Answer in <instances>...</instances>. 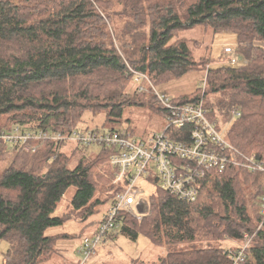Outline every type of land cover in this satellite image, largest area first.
I'll use <instances>...</instances> for the list:
<instances>
[{"label": "trees", "instance_id": "obj_1", "mask_svg": "<svg viewBox=\"0 0 264 264\" xmlns=\"http://www.w3.org/2000/svg\"><path fill=\"white\" fill-rule=\"evenodd\" d=\"M197 26L235 34L242 65L197 64L187 41L178 38ZM263 44L264 0H0V127L69 135L86 113L119 123L125 109L147 103L144 94L129 91L128 66L157 86L204 68L205 87L174 101L203 102L210 120L222 125L232 110L239 111L226 138L264 161ZM148 104L158 103L151 98ZM67 145L47 142L25 153L0 144V242L9 244L6 264H47L56 258L68 264L58 242L83 241L87 230L92 234L101 221L92 218L120 192L109 164L112 150L103 148L96 156L82 146L66 152ZM262 179L239 168L209 172L194 203L158 191L150 215L142 222L125 215L120 234L133 242L142 235L166 247V256L154 264H229L235 249L211 243L243 244L249 235L253 243L243 264H264ZM68 222L82 225V233L53 231Z\"/></svg>", "mask_w": 264, "mask_h": 264}, {"label": "built area", "instance_id": "obj_2", "mask_svg": "<svg viewBox=\"0 0 264 264\" xmlns=\"http://www.w3.org/2000/svg\"><path fill=\"white\" fill-rule=\"evenodd\" d=\"M225 54L233 55L234 51L226 48ZM239 62V56H233L230 65ZM133 80L138 93H151L158 107L164 111L167 126L163 132L138 139L124 128L107 131L80 126L71 134L63 135L21 125L0 127V144L10 149H21L25 153H35L47 142H75L87 149L100 147L113 151L109 164L115 172L114 185L120 188V192L102 215L96 231L83 238L77 250L82 261L75 264H85L100 245L117 238L125 215L138 221L145 218L148 200L154 194L147 193L140 185L142 178L148 185L157 186L160 191L180 202L194 203L199 198V182L209 172L223 173L228 169L239 168L258 173L263 178L259 207L264 218V161L256 154L245 155L234 147L221 132L218 123L210 120L203 102L178 104L160 93L145 73L135 72ZM202 87H205V81ZM239 117L240 112L232 110L229 121ZM252 243L253 236L245 235L243 244L229 252V264L245 263L246 252Z\"/></svg>", "mask_w": 264, "mask_h": 264}, {"label": "rangeland", "instance_id": "obj_3", "mask_svg": "<svg viewBox=\"0 0 264 264\" xmlns=\"http://www.w3.org/2000/svg\"><path fill=\"white\" fill-rule=\"evenodd\" d=\"M180 39H185L188 43V47L191 50L194 60L197 64L202 61H209L211 68H216L219 66H235L230 65L233 56H237L239 52L238 41L235 34L232 33H220L215 34L211 29L204 26H197L189 28L180 33ZM264 45V44H263ZM230 48L234 51L233 55L225 54V49ZM241 63L236 64V66H241ZM206 69L200 68L197 71L186 74L182 78L174 79L160 86L153 85L159 90L160 93L166 94L172 99H178L186 96H190L196 93L197 90L203 89L202 83L206 78ZM135 71L131 66H128V74H131V81L129 84V91L135 95H141L137 91V85L134 83L133 75ZM151 80V79H150ZM147 98L145 99L144 106H133L125 109L122 119L119 123H109L107 122L106 116L104 114L94 115L92 113H86L80 128H89L91 130H119L128 129L133 133L135 138L145 139L152 136L155 133H161L167 126V118L165 114L155 106H151L149 100H154L151 93L144 94ZM234 120L227 121L226 124H219L218 127L221 132L226 136L227 130ZM8 126V125H7ZM77 145L75 142H69L66 146L65 151L70 152ZM102 148L91 147L88 152L99 156L102 153ZM13 158H11L12 161ZM140 185L146 189L147 193H152V196L148 200V213L145 215L149 216L151 213V202L153 197H157L159 194L157 186L148 185L147 181L142 178ZM67 198V197H66ZM258 197V208H259ZM68 200V199H67ZM107 209V208H106ZM106 209L101 208L102 213L97 214L92 220L98 221L102 218V214ZM145 218H143L142 222ZM138 221V220H137ZM83 226L76 222H68L63 227L54 229L55 233H67L71 235H79L82 233ZM96 231V230H95ZM94 231V232H95ZM90 230H87L86 236L91 235ZM93 232V233H94ZM92 233V234H93ZM82 237L77 239L68 240L66 242L73 243L75 247L68 248V251L73 254L71 258L72 264L75 262L82 261V258L76 254L79 249V244ZM231 246H229V244ZM231 241H223L218 243H211L212 246L218 248H229L232 247ZM68 245V243H67ZM207 244L195 245L197 248L205 246ZM78 246V247H77ZM193 247V246H192ZM9 248V244L5 241L0 242V264L5 263V255ZM187 247H176L173 250L186 249ZM236 250V249H235ZM168 249L166 247H158L153 245L148 238L140 236L137 242H133L119 234L117 238H111L109 242L105 245H100L95 254H93L85 264H128L134 260H139L140 262H145L148 264L157 263L160 258L166 256ZM66 262V261H65ZM68 263V262H67ZM47 264H64V261L60 258L47 263Z\"/></svg>", "mask_w": 264, "mask_h": 264}, {"label": "crops", "instance_id": "obj_4", "mask_svg": "<svg viewBox=\"0 0 264 264\" xmlns=\"http://www.w3.org/2000/svg\"><path fill=\"white\" fill-rule=\"evenodd\" d=\"M94 232V231H93ZM232 243V247H229V248H227V249H237L240 245H241V243H237V242H234V241H231ZM67 243H68V245H67ZM82 243V242H81ZM81 243L78 245L79 247H80V245H81ZM74 242L71 244V243H69V242H66V241H59L58 242V249H59V254H60V256L63 258V259H65V261L66 262H68V264H72L71 263V261H73L71 258L73 257V254L72 253H70L69 251H68V248H70L71 249V247H75L74 245ZM229 244V243H228ZM77 246V247H78ZM229 246H231L230 244H229ZM76 254H77V251H76ZM6 259V258H5ZM4 259V260H5ZM76 263V262H75ZM4 264H6V260H5V263Z\"/></svg>", "mask_w": 264, "mask_h": 264}]
</instances>
